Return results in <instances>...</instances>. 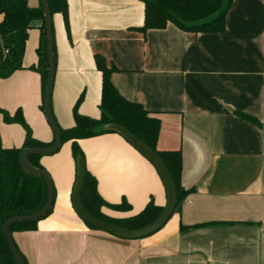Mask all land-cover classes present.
Returning a JSON list of instances; mask_svg holds the SVG:
<instances>
[{"label":"crops","instance_id":"obj_1","mask_svg":"<svg viewBox=\"0 0 264 264\" xmlns=\"http://www.w3.org/2000/svg\"><path fill=\"white\" fill-rule=\"evenodd\" d=\"M66 2L69 34L62 16H52L50 105L56 124L74 125L72 109L81 95L78 113L99 118L101 74L94 56L100 55L116 69L111 82L117 92L160 121L156 148L180 151L181 186L193 191L145 238L124 240L89 229L72 206L76 164L71 143H65L38 160L53 183L51 213L35 231L12 233L26 264H264V0H233L219 34L187 33L171 24L143 33L139 0ZM27 4L36 8L39 0ZM39 25L28 31L22 70L0 80V109L19 110L32 138L50 143L41 78L31 68ZM24 136L19 124H0L2 148H20ZM77 143L100 198L129 206L125 212L104 207L102 213L129 217L150 200L165 206L158 173L121 136Z\"/></svg>","mask_w":264,"mask_h":264},{"label":"trees","instance_id":"obj_2","mask_svg":"<svg viewBox=\"0 0 264 264\" xmlns=\"http://www.w3.org/2000/svg\"><path fill=\"white\" fill-rule=\"evenodd\" d=\"M41 1L39 0L38 7L31 8L28 6L27 0H0V80L22 70V58L28 31L32 28L34 22L39 21L40 39L36 49L37 63L31 68L40 75L43 98L48 61ZM139 1L144 7L143 25L139 28L141 32L162 30L168 24H171L183 32L194 34H219L224 32L226 16L233 2V0ZM48 9L51 17L54 14L62 16L66 32L69 34L66 0H48ZM52 37L55 64L53 25ZM94 62L97 71L101 74L100 116L98 119H93L78 113V106L83 98V95H81L72 109L74 125L71 128L62 129L56 124L60 132L61 146L70 142L71 154L75 164L78 158L84 162L83 154L77 143L79 140L113 133L104 130L105 126L115 125L123 128L153 151L166 168L175 191L176 206L174 212L177 211L182 201L193 191L192 189L185 190L181 186L182 157L180 151L157 150L156 143L160 132V121L151 116L140 104L127 101L117 92L111 82V75L116 71L115 67L112 65L107 66L105 59L100 55L94 56ZM0 113L3 115L5 123L19 124L25 132L23 144L18 149H4L0 144V264H15L4 239L3 225L11 217L32 215L41 210L45 204L47 194L45 182L41 177L30 176L23 171L20 164V155L27 148L52 146L55 137L53 135L50 143L37 141L32 138L31 131L19 110L14 115H9L1 109ZM237 115L244 121L260 126V123L251 116L241 113ZM39 158L38 156H29L28 161L33 167L44 170L38 163ZM80 197L84 209L92 217L128 231L140 230L152 224L163 210V207L155 205L150 200L135 215L125 218H112L105 215L101 211L104 207L115 212H125L129 209V206L125 202L119 205L106 204L97 193L95 179L86 169ZM50 213L51 210L43 218ZM40 220L12 225L9 228L11 238L14 232L35 231ZM86 226L89 229L96 230L87 224ZM181 229L184 230L183 227Z\"/></svg>","mask_w":264,"mask_h":264},{"label":"water","instance_id":"obj_3","mask_svg":"<svg viewBox=\"0 0 264 264\" xmlns=\"http://www.w3.org/2000/svg\"><path fill=\"white\" fill-rule=\"evenodd\" d=\"M41 8L42 14L44 18V25H45V37H46V46H47V61H48V73L46 84L43 93V113L44 117L55 137L54 144L47 148H27L24 149L20 155V164L23 171L30 176L41 177L46 185L47 194H46V201L44 206L38 212L32 215L26 216H16L11 217L6 220L3 225V235L5 242L8 246V249L13 257L15 264H25V261L21 255V253L16 248L10 233L9 228L21 222H31V221H38L43 218L52 208L53 200H54V188L52 180L49 174L42 169H38L33 167L29 161V156H38V157H45L51 156L56 154L61 148V137L58 127L54 121V118L51 113L50 103H51V93L52 87L54 83V74H55V64H54V50H53V37H52V17L50 15L48 9V0L41 1ZM104 130L113 132L121 136L129 145H131L136 151H138L149 163L154 167L156 172L158 173L159 177L162 180V183L165 187L166 191V204L163 207V210L160 216L150 225L136 231H128L124 230L118 226L102 222L90 214L86 212L84 209L82 202H81V190L84 183L85 177V165L82 159L78 158L76 161V179L74 183L73 192L71 195L72 206L76 213V215L87 225L90 227L108 233L116 238L124 239V240H139L145 238L156 231H158L170 218L173 214L176 200H175V191L173 187V183L171 178L159 160L157 155L151 151L148 147L134 138L131 134H129L126 130L119 126L109 125L103 128Z\"/></svg>","mask_w":264,"mask_h":264},{"label":"rangeland","instance_id":"obj_4","mask_svg":"<svg viewBox=\"0 0 264 264\" xmlns=\"http://www.w3.org/2000/svg\"><path fill=\"white\" fill-rule=\"evenodd\" d=\"M31 31H32V29H31ZM36 54V53H35ZM6 112V111H5ZM7 113V112H6ZM9 115H14V112L13 113H11V114H9ZM0 124H6V125H9L8 123H5L4 122V119H3V115L0 113Z\"/></svg>","mask_w":264,"mask_h":264}]
</instances>
